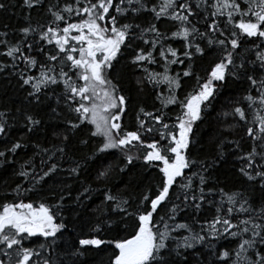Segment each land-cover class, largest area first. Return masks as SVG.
Wrapping results in <instances>:
<instances>
[{"label": "snow or ice", "instance_id": "1", "mask_svg": "<svg viewBox=\"0 0 264 264\" xmlns=\"http://www.w3.org/2000/svg\"><path fill=\"white\" fill-rule=\"evenodd\" d=\"M13 7L0 264H264V0Z\"/></svg>", "mask_w": 264, "mask_h": 264}, {"label": "trees", "instance_id": "2", "mask_svg": "<svg viewBox=\"0 0 264 264\" xmlns=\"http://www.w3.org/2000/svg\"><path fill=\"white\" fill-rule=\"evenodd\" d=\"M21 20V13L18 7L11 8L8 12L0 13V24L9 23L11 25H16ZM2 103V101H0ZM219 112V108H217V112L213 113L212 116L209 117L208 123L203 125V134H207L213 131L215 126V117ZM7 179V177H5ZM2 184V181H0ZM111 252H91L84 259L87 261V264H108V258Z\"/></svg>", "mask_w": 264, "mask_h": 264}]
</instances>
